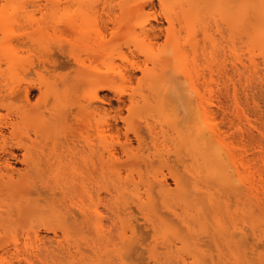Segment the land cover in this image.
<instances>
[{
    "label": "rangeland",
    "instance_id": "rangeland-1",
    "mask_svg": "<svg viewBox=\"0 0 264 264\" xmlns=\"http://www.w3.org/2000/svg\"><path fill=\"white\" fill-rule=\"evenodd\" d=\"M0 159V264H264V0H0Z\"/></svg>",
    "mask_w": 264,
    "mask_h": 264
},
{
    "label": "bare ground",
    "instance_id": "bare-ground-1",
    "mask_svg": "<svg viewBox=\"0 0 264 264\" xmlns=\"http://www.w3.org/2000/svg\"><path fill=\"white\" fill-rule=\"evenodd\" d=\"M31 2L33 3V4H35V5H37V6H39V7H44V8H47V7H49L50 5H55L56 7H59V6H61V4L62 3H72V0H67V1H64V0H31ZM83 2H78V4H82ZM109 4H110V6H111V2H109ZM262 4V3H261ZM109 14V13H108ZM106 20V19H105ZM107 23L105 24V32H101L100 31V33H99V37H97V39L98 40H100V41H103V40H105V38H106V35L107 34H110L112 37L116 34V31H115V27H116V21L110 16V15H108V20L106 21ZM172 23V25H173V22H171ZM254 33V32H253ZM255 34V33H254ZM258 36V35H257ZM96 39V40H97ZM256 39V38H255ZM251 42V41H250ZM261 48V47H260ZM262 50V49H261ZM71 55V54H70ZM75 61H78V58H75ZM239 61V60H238ZM242 61V60H241ZM78 86V85H77ZM77 89V88H76ZM75 90V89H74ZM27 92V100H29V91H26ZM31 95V94H30ZM74 103H76V102H74ZM80 106V105H79ZM77 106V109L78 108H81L80 110L78 109L77 111L79 112V111H85L84 110V108L86 107V106ZM83 108V109H82ZM238 108V107H237ZM237 111H239V110H237ZM241 111V110H240ZM239 111V112H240ZM71 113H73V111L71 112ZM75 113V112H74ZM78 114V113H77ZM80 114V113H79ZM82 114H84L85 115V112H82L80 115L82 116ZM27 114H25V116H26ZM55 115V114H54ZM61 115V114H60ZM70 115V114H69ZM57 117H58V115H56ZM55 116V117H56ZM87 116H89V115H85V117H83V118H88ZM241 116H243V115H241ZM64 117V116H63ZM76 118V117H75ZM209 121H210V114L209 113H207V116H206V118H205V121H204V123L206 124V126H207V133H209V142H218L217 141V138L216 137H218L217 136V130L215 129V128H209L208 126V124H209ZM140 140V139H139ZM217 144H219V145H221L220 146V148L223 150V151H225V149L227 148V146L226 145H224V144H222V143H217ZM225 152H227V151H225ZM227 154V153H226ZM228 155V154H227ZM226 155V157L228 158V156L230 155H228L227 156ZM222 158H223V155L221 154L220 155ZM230 159H231V161L233 162L232 163V168H233V170L239 175L240 174V170H239V165H238V162L237 161H234V159H233V155L231 156L230 155V157H229ZM253 158V157H252ZM1 160V159H0ZM227 160V159H226ZM239 160V159H238ZM23 163L24 164H26V165H29L30 164V161L28 160V159H25L24 161H23ZM1 165V164H0ZM54 164H52L51 163V165H49V163H47V166L48 167H50V166H53ZM8 166V173L9 174H15L14 173V170L13 169H10L9 170V167L11 166L10 165V163L7 165ZM242 166H244V163H242ZM0 168H1V166H0ZM1 171V170H0ZM242 179V178H241ZM244 181V180H243ZM240 182V181H239ZM249 182V181H248ZM247 182V184H246V186L249 184ZM46 187V186H45ZM244 187V186H243ZM51 188H53V189H50V190H59V192H61V194L63 195L62 196V200H60V199H57L58 198V196H57V194L55 195L54 193H53V195H51V196H53L52 197V199H50V198H46V199H48L52 204H55L56 206L55 207H53V208H51V212L53 213V214H55L57 217H58V219H60L61 218V216H63L64 217V214H66V213H63L64 211L65 212H67L69 215L68 216H71V213H72V220L73 221H71V223H73L72 225H76L78 222H80L81 220H80V218L81 219H83V221L84 220H87L88 221V216L87 215H84L85 213H86V211L84 210V208L83 207H78V206H76V205H72L74 208H76V209H78V211L82 214L83 213V218L80 216V218L78 219L77 218V216L75 215V213H74V211H72V209L70 208V206H67V205H64L65 207H63V205H60V204H62L63 202H64V200L66 199V195H67V192H63V191H61L60 190V188L58 187V186H56V185H54L53 187H51ZM245 188V187H244ZM49 190V189H48ZM52 192V191H51ZM242 194V193H241ZM60 195V194H59ZM240 195V194H239ZM50 196V197H51ZM57 196V197H56ZM48 203V202H47ZM59 203V205L60 206H57V204ZM36 205H40L39 203H37ZM46 205V204H45ZM77 211V213H79ZM79 213V214H80ZM67 215V214H66ZM89 215V214H88ZM62 219V218H61ZM60 219V220H61ZM67 219V218H66ZM59 220V221H60ZM64 222H65V219H64ZM63 222V223H64ZM66 222H68L67 220H66ZM65 225V224H64ZM0 226L2 227L3 226V224H0ZM56 233V232H55ZM37 237H39V236H37ZM243 241V240H242ZM19 257V256H18ZM18 257H16V258H18Z\"/></svg>",
    "mask_w": 264,
    "mask_h": 264
}]
</instances>
